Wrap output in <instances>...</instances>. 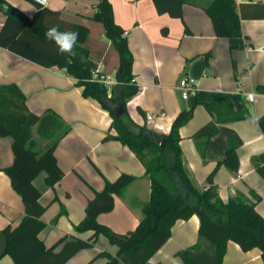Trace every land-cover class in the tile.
Instances as JSON below:
<instances>
[{
  "label": "crops",
  "instance_id": "1",
  "mask_svg": "<svg viewBox=\"0 0 264 264\" xmlns=\"http://www.w3.org/2000/svg\"><path fill=\"white\" fill-rule=\"evenodd\" d=\"M7 1L29 16L37 9L28 0ZM110 1L116 22L126 31L134 57L132 72L139 91L127 104L133 121L158 133H168L179 113L192 109L191 119L180 128V146L184 163L201 188L207 186L208 176L225 158L230 139L236 141L238 172L221 165L214 184L225 202L237 193L249 198H252L251 191L259 194L262 200L256 209L264 217V178L253 162L256 158L264 164V133L258 123V118L264 114L261 90L264 86V19L242 20L238 36L218 37L204 10L212 0H188L183 6V19L159 14L153 0ZM98 2L52 0L47 7L60 10L64 19L89 28L85 46L98 61L102 73L115 78L119 53L106 36L103 23L92 19ZM4 20L5 15L0 11V28ZM241 42L244 47L238 46ZM186 75L197 81L198 92L183 99L177 84ZM75 81L65 69L45 68L0 47V85L15 83L26 95L32 112L41 115L53 110L71 127L56 148L64 177L54 187L47 184L44 171L33 181L42 192L40 203L47 207L42 215L46 227L39 233L47 247L55 245L62 237H66V241L91 237L92 231L78 232L75 225L84 218L86 206L95 192L104 188L105 179L114 181L122 173L137 177L123 195L115 196L114 209L98 216L100 223L117 233L125 234L139 225L143 205L150 199L151 182L145 166L127 145L104 139L108 134H116L113 119L98 101L84 97ZM250 92L256 94L254 102L247 99ZM212 95L217 105L227 107V99L235 112L246 110L253 117L218 123L217 114L209 104ZM149 112L157 117L151 123L146 121ZM215 126L219 131L210 139L206 155L202 157L196 138L206 135ZM32 133L38 149H44L48 140L37 134L36 126ZM12 141L11 137L0 136V264H14L9 255H2L6 245L3 229L17 226L25 214L22 197L2 170L13 163ZM199 226L197 215L178 221L169 240L150 262L184 264V257L188 256L192 260L190 264H215L216 248L200 235ZM64 243L55 251L61 250ZM103 251L116 254L118 246L100 235L93 247L79 251L65 264H106V257L97 256ZM120 264L134 263L122 256ZM222 264H264V261L259 248L244 251L239 244L230 241Z\"/></svg>",
  "mask_w": 264,
  "mask_h": 264
},
{
  "label": "trees",
  "instance_id": "2",
  "mask_svg": "<svg viewBox=\"0 0 264 264\" xmlns=\"http://www.w3.org/2000/svg\"><path fill=\"white\" fill-rule=\"evenodd\" d=\"M153 2L159 14L183 19V6L189 1ZM35 5L36 11L29 16L7 0H0V11L5 15L0 28V47L45 68L65 69L67 75L76 80L75 85L82 88L84 97L95 99L109 112L116 134H108L104 139L118 140L135 153L145 166L151 182V193L149 201L143 205L139 225L134 230L120 234L100 223L98 216L111 212L115 207V196L123 195L137 177L122 173L114 181L105 179L104 188L95 192L86 206L84 218L75 225L78 232L92 231L91 237L88 240L76 238L69 241L62 237L55 245L47 247L39 237V233L46 227L42 215L47 207L40 203L42 192L33 181L43 171L51 187L64 177L65 172L56 157V148L71 127L53 110L41 115L32 112L28 108L26 95L15 83L0 85V136L13 139L14 154L13 163L2 170L10 178L13 189L22 197L25 206L22 221L15 227L9 225L3 229L6 245L2 255H9L14 264H65L79 251L93 247L100 235H105L112 244L118 246L116 254L103 251L97 255L106 257V264H120L122 256L134 264H152L151 257L169 240L175 224L197 215L200 235L216 248L215 264L223 263L230 241L239 244L244 251L259 248L264 261V217L256 209L262 200L261 196L253 191L252 198L237 193L225 202L213 181L221 165L234 173L238 172V143L230 139L225 158L218 162L208 176L207 186L201 188L196 185L186 167L180 146V128L191 119L193 110L181 111L168 134L139 125L131 118L127 104L138 93L139 86L133 81L134 57L128 46L126 31L116 22L111 1L99 0L92 16V19L103 23L106 36L119 53L115 77L117 83L110 96L104 84L92 80L93 71L99 63L85 46L89 28L64 19L60 10ZM204 10L210 16L218 37L238 36L242 20L264 19V2L212 0ZM52 27H58L61 32L79 33L74 38L71 50L76 55L60 52L55 40L46 38L45 33ZM185 30L187 32L188 27ZM238 46L244 47L245 44L241 42ZM261 90L264 92V86ZM214 96L209 104L217 114L218 123L253 117L246 110L235 112L230 100L225 99L228 101L227 107L224 104L217 105ZM119 104L124 111L117 117L113 107ZM258 123L264 133V114L258 118ZM34 126L37 127V134L48 140L42 150L38 149L33 138ZM218 131V126H215L206 135L196 138L202 157L206 155L210 139ZM162 139L165 141L163 147H160ZM253 162L264 178V164L256 158H253ZM64 241L62 249L55 251ZM190 263L191 258L184 257V264Z\"/></svg>",
  "mask_w": 264,
  "mask_h": 264
},
{
  "label": "built area",
  "instance_id": "3",
  "mask_svg": "<svg viewBox=\"0 0 264 264\" xmlns=\"http://www.w3.org/2000/svg\"><path fill=\"white\" fill-rule=\"evenodd\" d=\"M35 4L41 5V6H47L50 1L52 0H46V3H41L39 0H32ZM116 78H111L110 76H106L102 73L100 66L93 71L92 75V80H97L100 83L104 84L109 92L108 95H111V91L113 86L117 83L115 80ZM134 81V80H133ZM177 89L181 93V96L183 99H188L191 96H195L198 92V83L197 81L190 77V76H183L179 79L178 84H177ZM256 94L254 92L247 93V99L250 102L255 101ZM161 116L164 115L163 112L160 114ZM156 114L154 112H149L146 114V121L147 123H151L156 119ZM162 126H157L156 128L161 129ZM164 131V130H163ZM169 133V132H168ZM168 133H163V134H168Z\"/></svg>",
  "mask_w": 264,
  "mask_h": 264
},
{
  "label": "clouds",
  "instance_id": "4",
  "mask_svg": "<svg viewBox=\"0 0 264 264\" xmlns=\"http://www.w3.org/2000/svg\"><path fill=\"white\" fill-rule=\"evenodd\" d=\"M41 3H46V0H39ZM46 38L54 39L56 44L59 47L60 52L62 53H70L71 55H76V53L72 52L74 38L79 35L78 32L75 31H59L58 27H52L47 30L45 33Z\"/></svg>",
  "mask_w": 264,
  "mask_h": 264
},
{
  "label": "water",
  "instance_id": "5",
  "mask_svg": "<svg viewBox=\"0 0 264 264\" xmlns=\"http://www.w3.org/2000/svg\"><path fill=\"white\" fill-rule=\"evenodd\" d=\"M114 108V110H115V115L118 117V116H120L122 113H123V111H124V109H123V107H122V105L121 104H119L118 106H114L113 107ZM164 139H162L160 142H159V145H160V147H163V145H164Z\"/></svg>",
  "mask_w": 264,
  "mask_h": 264
},
{
  "label": "rangeland",
  "instance_id": "6",
  "mask_svg": "<svg viewBox=\"0 0 264 264\" xmlns=\"http://www.w3.org/2000/svg\"><path fill=\"white\" fill-rule=\"evenodd\" d=\"M112 93V92H111Z\"/></svg>",
  "mask_w": 264,
  "mask_h": 264
}]
</instances>
